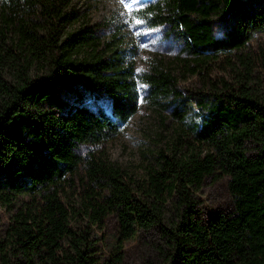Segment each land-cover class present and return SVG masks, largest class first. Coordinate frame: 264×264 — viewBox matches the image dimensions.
Segmentation results:
<instances>
[{"label":"trees","instance_id":"trees-1","mask_svg":"<svg viewBox=\"0 0 264 264\" xmlns=\"http://www.w3.org/2000/svg\"><path fill=\"white\" fill-rule=\"evenodd\" d=\"M138 13L179 39L194 87L170 67L134 72L72 0H0V264H264V44L237 53L264 30V0H148ZM211 16L233 20L216 35ZM135 78L181 124L140 175L103 148L138 107ZM220 177L229 205L207 210L199 193Z\"/></svg>","mask_w":264,"mask_h":264},{"label":"rangeland","instance_id":"rangeland-1","mask_svg":"<svg viewBox=\"0 0 264 264\" xmlns=\"http://www.w3.org/2000/svg\"><path fill=\"white\" fill-rule=\"evenodd\" d=\"M148 0H72L73 7L80 18L92 25L100 39L119 48L124 64L131 66L138 73L148 70L154 64L170 67L181 76L180 87L192 88L197 83L195 76L189 75L182 69L185 55L177 53L179 39L167 38L161 26H150L138 13V9ZM233 18L222 19L211 16L210 22L216 35L226 29ZM264 44V30L255 32L237 53H253L257 46ZM235 53L234 55H236ZM232 55V54H231ZM219 56L217 60L222 59ZM235 60L233 56L230 57ZM215 61L211 62L215 69ZM182 76H186L183 78ZM138 94V107L136 111L123 123L118 134L103 144L105 156L121 168L134 175L142 174L150 163L155 161L159 149L173 137L181 125L174 119L167 109L160 107L148 98L147 86L134 79ZM83 91L81 102L95 111H107L104 95L93 97L91 92L79 86ZM64 96L68 92L61 91ZM100 107V108H99ZM187 120H198L199 114L194 106ZM103 108V109H101ZM203 200V207L207 210L222 208L229 205L230 197L226 188L224 177L214 181L205 179L199 193ZM8 212L0 205V240H2L6 227ZM112 224L107 223L99 237L102 244L111 234ZM134 244V240L131 242ZM102 251L107 252L101 245Z\"/></svg>","mask_w":264,"mask_h":264}]
</instances>
